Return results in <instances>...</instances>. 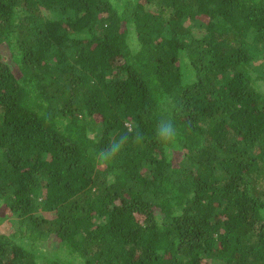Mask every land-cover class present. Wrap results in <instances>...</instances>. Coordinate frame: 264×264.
I'll use <instances>...</instances> for the list:
<instances>
[{"label":"trees","instance_id":"obj_1","mask_svg":"<svg viewBox=\"0 0 264 264\" xmlns=\"http://www.w3.org/2000/svg\"><path fill=\"white\" fill-rule=\"evenodd\" d=\"M1 219L0 264H264V0H0Z\"/></svg>","mask_w":264,"mask_h":264},{"label":"clouds","instance_id":"obj_2","mask_svg":"<svg viewBox=\"0 0 264 264\" xmlns=\"http://www.w3.org/2000/svg\"><path fill=\"white\" fill-rule=\"evenodd\" d=\"M127 132L119 136L118 139L110 141L109 145L101 150L96 159L100 162H108L115 160L119 154L124 150L125 146L131 139L134 143H141L143 141V135L137 130L134 124H125ZM177 128L172 119H161L156 128V137L162 144H171L177 138Z\"/></svg>","mask_w":264,"mask_h":264},{"label":"rangeland","instance_id":"obj_3","mask_svg":"<svg viewBox=\"0 0 264 264\" xmlns=\"http://www.w3.org/2000/svg\"><path fill=\"white\" fill-rule=\"evenodd\" d=\"M4 223H5V219H1L0 224H4Z\"/></svg>","mask_w":264,"mask_h":264}]
</instances>
